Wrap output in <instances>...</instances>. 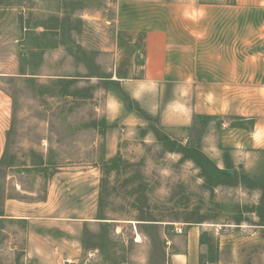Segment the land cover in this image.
Listing matches in <instances>:
<instances>
[{
  "label": "rangeland",
  "instance_id": "obj_1",
  "mask_svg": "<svg viewBox=\"0 0 264 264\" xmlns=\"http://www.w3.org/2000/svg\"><path fill=\"white\" fill-rule=\"evenodd\" d=\"M258 18L0 0V264H171L188 229L200 264H264V89L228 77Z\"/></svg>",
  "mask_w": 264,
  "mask_h": 264
},
{
  "label": "crops",
  "instance_id": "obj_2",
  "mask_svg": "<svg viewBox=\"0 0 264 264\" xmlns=\"http://www.w3.org/2000/svg\"><path fill=\"white\" fill-rule=\"evenodd\" d=\"M235 6L243 10L264 12V0H235ZM251 21V20H249ZM255 35L242 34L241 44L235 47L230 57L238 58L240 65L228 71L231 83L260 84L264 89V19L252 20ZM10 127L8 99L0 91V164L3 161L7 147V137ZM264 228V227H263ZM182 229L183 228H179ZM177 229V231L179 230ZM264 231H257L262 234ZM187 246L176 252L170 260L171 264H200V239L196 229L187 230ZM223 259L220 264H225ZM233 264V263H232Z\"/></svg>",
  "mask_w": 264,
  "mask_h": 264
},
{
  "label": "built area",
  "instance_id": "obj_3",
  "mask_svg": "<svg viewBox=\"0 0 264 264\" xmlns=\"http://www.w3.org/2000/svg\"><path fill=\"white\" fill-rule=\"evenodd\" d=\"M178 232L182 233V229H179Z\"/></svg>",
  "mask_w": 264,
  "mask_h": 264
}]
</instances>
